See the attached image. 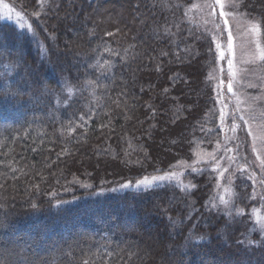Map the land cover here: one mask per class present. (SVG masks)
<instances>
[{
    "label": "trees",
    "instance_id": "obj_1",
    "mask_svg": "<svg viewBox=\"0 0 264 264\" xmlns=\"http://www.w3.org/2000/svg\"><path fill=\"white\" fill-rule=\"evenodd\" d=\"M7 1L33 30L0 22L3 242L30 264H264L253 216L264 164L256 178L236 173L228 199L241 216L210 205L220 182L204 158L230 147L218 90L226 65L219 31L191 10L197 0ZM236 7L264 46V0ZM258 68L264 79V61ZM239 140L254 163L249 138ZM170 171L195 188L113 191ZM248 240L261 246L237 243Z\"/></svg>",
    "mask_w": 264,
    "mask_h": 264
},
{
    "label": "rangeland",
    "instance_id": "obj_2",
    "mask_svg": "<svg viewBox=\"0 0 264 264\" xmlns=\"http://www.w3.org/2000/svg\"><path fill=\"white\" fill-rule=\"evenodd\" d=\"M213 3L214 0H197L191 10L195 12L196 19L205 22L203 24H212L217 28L219 31V35L216 34L217 41L220 44L221 49L225 51V58L223 61L226 67H223L220 73L221 80L219 82L218 90L223 104V123H227L228 131L230 132L227 141L230 147L222 152H220L222 146L218 147V151H213L205 156L204 162L212 164V167L217 170L220 182L219 195L223 194L225 195V198L228 199L230 193H225L224 188L228 187L231 189L238 170H251L254 165L262 170L263 166L264 146H261L257 141L255 145L257 151L253 152L252 148L253 136L259 137L264 135V115H262V113H264V79L261 77L258 68V64L261 60L258 59L257 45H259L260 48H264V46L261 38V30L259 32L252 31L253 25L257 23L245 18L240 12L236 11V6H232L233 4L236 5V0H225V7L223 9H221L219 5H215L214 8L207 7L208 4ZM221 10L225 12V16H220ZM17 14L23 17L22 22L26 21L30 24L26 16L20 12V10H17L7 0H0V22L10 21L18 25L16 20ZM225 20H227V24H225ZM21 29L28 30L27 27ZM229 31L233 37V51L231 53L227 51L226 38ZM228 59L233 60L234 76L229 72L227 64ZM223 71H226V73L224 74ZM260 78H262V80ZM229 80L232 82L231 91L228 89ZM228 94H231L232 96L230 100ZM227 97L228 100L226 99ZM234 99L236 101L235 104L233 103ZM239 115L244 116V119L248 121L247 125L238 118ZM233 116H236L237 118L233 119ZM249 129H251V134L249 133ZM239 136L249 138L250 149L254 161V163L250 165L243 160L244 156L246 157L245 153L243 154V152L238 151V146L240 145ZM233 141H236V146L232 143ZM252 171V176L254 178H256L255 176L258 177L255 168H253ZM174 172L182 173L181 171ZM249 172L250 171H248V173ZM221 173H223V176L220 175ZM163 174L164 173H159L155 175ZM181 180L184 184H187L184 181L183 176H181ZM133 184H135V182H133ZM115 189V191L126 190L120 189L119 187ZM127 189L136 188L129 187ZM259 199V203H257L254 209H258L259 214L264 215L262 193L260 194Z\"/></svg>",
    "mask_w": 264,
    "mask_h": 264
},
{
    "label": "snow or ice",
    "instance_id": "obj_3",
    "mask_svg": "<svg viewBox=\"0 0 264 264\" xmlns=\"http://www.w3.org/2000/svg\"><path fill=\"white\" fill-rule=\"evenodd\" d=\"M215 5H219L220 8L223 9L225 7V0H214V3L208 4L207 7L214 8ZM232 6L235 7L236 5L233 4ZM220 16H225V12L223 10H221ZM16 20H17V23H18L20 28L27 27L28 31H32L31 25L28 24L26 21L22 22L23 17L20 16L19 14H17ZM225 24H227V20H225ZM252 31L253 32H259L260 26L258 24H254L252 27ZM109 35H111V34H109ZM213 39H215V38L213 37ZM226 39H227V51L231 53L233 51V37H232V34L230 31L228 32ZM257 48H258V54H257L258 59L261 61H264V48H260L259 45H257ZM216 50L219 52V57L221 59H224L225 58V51L221 49V46L219 43L216 44ZM105 51H109V50L105 49ZM209 51H211V49H209ZM227 64H228L229 72L234 76L235 72L233 71V60L228 59ZM98 67L103 69L104 71H108L111 68V64L108 61H105L104 64L98 65ZM87 83L89 85L94 86V87L96 86V82L93 80H89ZM231 84H232V82H231V80H229V82H228L229 91L232 90ZM66 90L69 93V95L72 94L73 89L71 87H68ZM262 115H264V113H262ZM221 118L223 119V114H221ZM236 118H237L236 116H233V119H236ZM238 118L240 120H242L245 125L248 124V121L244 119L243 115H239ZM72 131H74V129H72ZM249 133L251 134V129H249ZM257 141L259 142V144L261 146H264V135H261L259 137L253 136V148H252L253 152L257 151L256 146H255ZM262 164H264V161H262ZM188 167H191V166L189 165ZM192 170H193V172L197 171L195 168H193ZM220 175L223 176V173H221ZM181 176H182V173H177L174 171L164 173L163 175H152V176L144 175L142 178L137 179L135 181V184H133V182L131 180H129V181H126L124 183H121L119 185V188L120 189H127L129 187H135L138 190H141V189L148 190V189H151L154 187H158L165 182H172V181H175L176 185L184 191H190V190L195 188V185L184 184L181 180ZM81 186L82 187H91V185H88V184H82ZM36 187H38V185ZM217 187H219V185H217ZM115 190L116 189H113V191H115ZM231 191L232 190L228 187L224 188L225 193H230ZM58 203H68V202L67 201H58ZM210 205H211V207H217L218 205H222L225 209L228 210L227 214L229 217H231L233 215V213L236 216H241L243 214V210L233 208L231 199L230 198L226 199L225 195H223V194L218 196V204L215 202V198H213V201H210ZM253 215H254L255 224L258 226L254 230L259 231L262 234V239H264V215H260L258 209H253ZM0 227H6V226L0 225ZM197 239L203 240V237H198ZM3 240H4V238L0 237V264H30L29 257L26 254H24L23 251H21V252L14 251L13 248L8 246L6 243H4ZM237 243L243 245L247 249H250L253 246H255V247L261 246L260 244L254 242V241H251V240H248L246 243H245V241H238ZM65 255L70 257L71 254L66 253ZM83 264H88V261L84 260Z\"/></svg>",
    "mask_w": 264,
    "mask_h": 264
}]
</instances>
